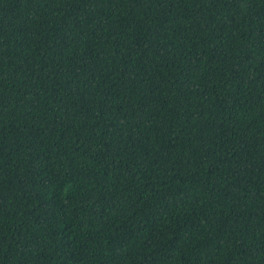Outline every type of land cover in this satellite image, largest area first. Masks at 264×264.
<instances>
[{"label":"trees","instance_id":"trees-1","mask_svg":"<svg viewBox=\"0 0 264 264\" xmlns=\"http://www.w3.org/2000/svg\"><path fill=\"white\" fill-rule=\"evenodd\" d=\"M0 264H264V0H0Z\"/></svg>","mask_w":264,"mask_h":264}]
</instances>
